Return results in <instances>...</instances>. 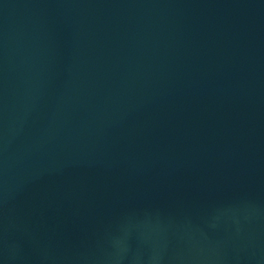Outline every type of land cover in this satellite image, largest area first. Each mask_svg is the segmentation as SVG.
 Masks as SVG:
<instances>
[{"label":"water","instance_id":"95a60500","mask_svg":"<svg viewBox=\"0 0 264 264\" xmlns=\"http://www.w3.org/2000/svg\"><path fill=\"white\" fill-rule=\"evenodd\" d=\"M0 264H264V0H0Z\"/></svg>","mask_w":264,"mask_h":264}]
</instances>
